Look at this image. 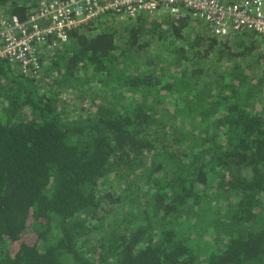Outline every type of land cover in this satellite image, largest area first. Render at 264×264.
Returning a JSON list of instances; mask_svg holds the SVG:
<instances>
[{"label": "trees", "instance_id": "obj_1", "mask_svg": "<svg viewBox=\"0 0 264 264\" xmlns=\"http://www.w3.org/2000/svg\"><path fill=\"white\" fill-rule=\"evenodd\" d=\"M108 17L0 58V264H264V41Z\"/></svg>", "mask_w": 264, "mask_h": 264}, {"label": "built area", "instance_id": "obj_2", "mask_svg": "<svg viewBox=\"0 0 264 264\" xmlns=\"http://www.w3.org/2000/svg\"><path fill=\"white\" fill-rule=\"evenodd\" d=\"M141 14H167L203 20L215 37L253 33L264 41V0H42L25 22L0 19V58L17 65L23 75L40 69L38 49L50 41L64 45L74 29L105 16L135 21ZM53 46V45H52Z\"/></svg>", "mask_w": 264, "mask_h": 264}, {"label": "rangeland", "instance_id": "obj_3", "mask_svg": "<svg viewBox=\"0 0 264 264\" xmlns=\"http://www.w3.org/2000/svg\"><path fill=\"white\" fill-rule=\"evenodd\" d=\"M234 35H229L227 36V38H219V40H221L222 43H225L226 41L229 40V44L231 43L233 45V39H234ZM264 43V42H263ZM262 49V52H264V47L261 48Z\"/></svg>", "mask_w": 264, "mask_h": 264}, {"label": "clouds", "instance_id": "obj_4", "mask_svg": "<svg viewBox=\"0 0 264 264\" xmlns=\"http://www.w3.org/2000/svg\"><path fill=\"white\" fill-rule=\"evenodd\" d=\"M229 36V35H228ZM227 37V36H226ZM225 38V37H224Z\"/></svg>", "mask_w": 264, "mask_h": 264}, {"label": "crops", "instance_id": "obj_5", "mask_svg": "<svg viewBox=\"0 0 264 264\" xmlns=\"http://www.w3.org/2000/svg\"><path fill=\"white\" fill-rule=\"evenodd\" d=\"M235 1V0H234Z\"/></svg>", "mask_w": 264, "mask_h": 264}]
</instances>
